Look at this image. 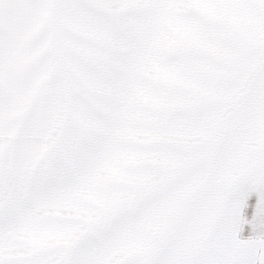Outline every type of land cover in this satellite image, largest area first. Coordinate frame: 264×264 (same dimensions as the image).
Here are the masks:
<instances>
[{
  "label": "snow or ice",
  "instance_id": "snow-or-ice-1",
  "mask_svg": "<svg viewBox=\"0 0 264 264\" xmlns=\"http://www.w3.org/2000/svg\"><path fill=\"white\" fill-rule=\"evenodd\" d=\"M0 264H264V0H0Z\"/></svg>",
  "mask_w": 264,
  "mask_h": 264
}]
</instances>
